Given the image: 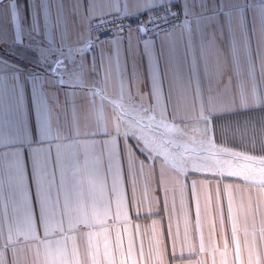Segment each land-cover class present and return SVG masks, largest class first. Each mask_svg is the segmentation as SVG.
I'll use <instances>...</instances> for the list:
<instances>
[{
	"label": "crops",
	"instance_id": "0c3cea01",
	"mask_svg": "<svg viewBox=\"0 0 264 264\" xmlns=\"http://www.w3.org/2000/svg\"><path fill=\"white\" fill-rule=\"evenodd\" d=\"M155 2L64 0L61 15L57 0H0V59L37 78L0 110L5 264L33 249L48 264H264V0H240L247 19L223 32L161 33L159 74L160 38L92 41L71 14Z\"/></svg>",
	"mask_w": 264,
	"mask_h": 264
},
{
	"label": "snow or ice",
	"instance_id": "6c2138e0",
	"mask_svg": "<svg viewBox=\"0 0 264 264\" xmlns=\"http://www.w3.org/2000/svg\"><path fill=\"white\" fill-rule=\"evenodd\" d=\"M42 2L47 4L48 0H42ZM57 2L61 6L59 14L63 15L64 0H57ZM92 2L93 0H87V3ZM95 2L106 3L108 0H95ZM85 3L86 0H79L80 7H84ZM151 7L158 10L156 19L153 20L149 17L141 20L137 25V31L141 36L146 37L143 40L145 49L147 50L151 47L153 51L156 49L157 39L160 38L161 33L169 40L176 30L188 34L189 37L194 31H199L202 36L207 37L209 29L218 28L223 32L238 24L242 15L245 20L248 15L247 10L240 5V0H219L218 5L213 0L210 15L207 14L209 12L208 0H156ZM71 14L80 21L82 26H91L93 21L97 20L98 15H110L111 13L101 11L98 15L93 13L92 15L85 16V14L73 9ZM137 15L142 16L143 12H139ZM260 18L264 21V7L260 10ZM41 22L42 15L38 12L35 20L37 28H39ZM15 23V35L17 43H19L24 20H17ZM133 23L136 24L137 22L133 21ZM152 25H155L158 31L153 32L151 30ZM100 34L108 38L110 36V29L105 28ZM210 43L214 44L215 41H210ZM159 47L160 52L157 53V74H159V58L165 48L163 38H160ZM25 79L28 80L27 91L25 90ZM36 79L34 76L22 78L17 68H14L10 62L6 63L3 59H0V110L4 108L6 103H18L20 98H23L25 104H27L28 92L34 89V81ZM0 264H5V262L0 259Z\"/></svg>",
	"mask_w": 264,
	"mask_h": 264
},
{
	"label": "built area",
	"instance_id": "2783aa9c",
	"mask_svg": "<svg viewBox=\"0 0 264 264\" xmlns=\"http://www.w3.org/2000/svg\"><path fill=\"white\" fill-rule=\"evenodd\" d=\"M157 15L158 10L153 9L152 11L143 13L142 16H127L124 14H117L113 16L97 18V20L93 21L91 26H89V36L92 41H95L103 36L100 33L105 28L110 29V35L121 34L126 32L131 26L137 27L141 20L147 19L149 17L155 20ZM133 21H136L137 23L134 24ZM151 30L153 32L158 31L155 25H152Z\"/></svg>",
	"mask_w": 264,
	"mask_h": 264
},
{
	"label": "rangeland",
	"instance_id": "374dc122",
	"mask_svg": "<svg viewBox=\"0 0 264 264\" xmlns=\"http://www.w3.org/2000/svg\"><path fill=\"white\" fill-rule=\"evenodd\" d=\"M143 132L142 134L138 133L137 139L138 143L140 144V147L142 146L147 152L151 153H160L162 149V144H160L158 141H155L153 137L148 136L143 139ZM164 144V143H163Z\"/></svg>",
	"mask_w": 264,
	"mask_h": 264
},
{
	"label": "clouds",
	"instance_id": "9594fccd",
	"mask_svg": "<svg viewBox=\"0 0 264 264\" xmlns=\"http://www.w3.org/2000/svg\"><path fill=\"white\" fill-rule=\"evenodd\" d=\"M30 264H48L46 253L43 249H33L30 252Z\"/></svg>",
	"mask_w": 264,
	"mask_h": 264
}]
</instances>
